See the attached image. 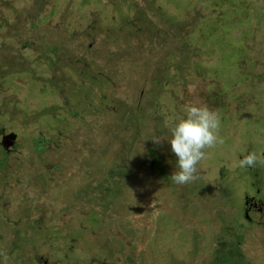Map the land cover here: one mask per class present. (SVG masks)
<instances>
[{
	"label": "rangeland",
	"instance_id": "rangeland-1",
	"mask_svg": "<svg viewBox=\"0 0 264 264\" xmlns=\"http://www.w3.org/2000/svg\"><path fill=\"white\" fill-rule=\"evenodd\" d=\"M188 104L224 143L178 185L166 124ZM253 151L264 0H0L7 264H264Z\"/></svg>",
	"mask_w": 264,
	"mask_h": 264
},
{
	"label": "clouds",
	"instance_id": "clouds-1",
	"mask_svg": "<svg viewBox=\"0 0 264 264\" xmlns=\"http://www.w3.org/2000/svg\"><path fill=\"white\" fill-rule=\"evenodd\" d=\"M220 125L219 114L207 105L188 104L183 115L168 118V142L177 158L176 171L170 176L174 183L184 185L198 178L197 166L207 159V150L224 143L219 134ZM153 140L159 143L160 139ZM257 164L264 165V151L248 152L238 160L236 166L243 169ZM0 256L3 257L4 264H7V254L0 252Z\"/></svg>",
	"mask_w": 264,
	"mask_h": 264
},
{
	"label": "flooded vegetation",
	"instance_id": "flooded-vegetation-1",
	"mask_svg": "<svg viewBox=\"0 0 264 264\" xmlns=\"http://www.w3.org/2000/svg\"><path fill=\"white\" fill-rule=\"evenodd\" d=\"M253 199V198H252ZM254 201V200H253ZM253 201H248L247 202V206H246V209L245 210H251V209H255V208H253L254 206H253V204H255ZM257 204V203H256ZM46 260H43V263L45 264L46 262H45Z\"/></svg>",
	"mask_w": 264,
	"mask_h": 264
},
{
	"label": "water",
	"instance_id": "water-1",
	"mask_svg": "<svg viewBox=\"0 0 264 264\" xmlns=\"http://www.w3.org/2000/svg\"><path fill=\"white\" fill-rule=\"evenodd\" d=\"M11 137H13V135H11ZM5 145V144H4Z\"/></svg>",
	"mask_w": 264,
	"mask_h": 264
},
{
	"label": "trees",
	"instance_id": "trees-1",
	"mask_svg": "<svg viewBox=\"0 0 264 264\" xmlns=\"http://www.w3.org/2000/svg\"><path fill=\"white\" fill-rule=\"evenodd\" d=\"M6 145V144H5Z\"/></svg>",
	"mask_w": 264,
	"mask_h": 264
}]
</instances>
